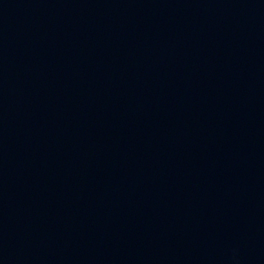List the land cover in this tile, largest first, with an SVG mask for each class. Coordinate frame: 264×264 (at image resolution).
Instances as JSON below:
<instances>
[{
	"label": "water",
	"instance_id": "water-1",
	"mask_svg": "<svg viewBox=\"0 0 264 264\" xmlns=\"http://www.w3.org/2000/svg\"><path fill=\"white\" fill-rule=\"evenodd\" d=\"M0 264H264V0H0Z\"/></svg>",
	"mask_w": 264,
	"mask_h": 264
}]
</instances>
